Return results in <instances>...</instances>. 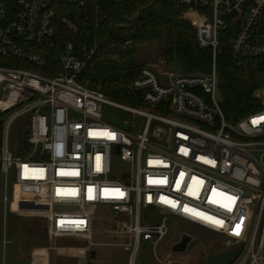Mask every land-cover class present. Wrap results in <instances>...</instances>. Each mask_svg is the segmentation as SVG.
Returning <instances> with one entry per match:
<instances>
[{"label":"built area","instance_id":"2783aa9c","mask_svg":"<svg viewBox=\"0 0 264 264\" xmlns=\"http://www.w3.org/2000/svg\"><path fill=\"white\" fill-rule=\"evenodd\" d=\"M65 1L85 8L82 25L58 18L60 0H0V172L33 187L48 248L58 250L60 238L83 240L87 250L103 244L94 241L96 211L109 206L127 264H141L145 242L161 263L156 247L169 233L168 216L229 237L230 248L246 233L232 264H264V86L254 93L259 108L230 121L216 66L224 39L237 65L264 56V0H173L197 45L211 50L212 70L175 75L143 67L127 88L142 101L134 106L83 81L98 54L125 50L133 39L104 33L110 16L96 0ZM135 17L117 27L130 34ZM59 24L88 39L60 41ZM104 105L142 117L143 127L105 121ZM18 118L13 150L8 134ZM117 161L128 170L117 173ZM150 206L165 212L160 221H145Z\"/></svg>","mask_w":264,"mask_h":264},{"label":"rangeland","instance_id":"374dc122","mask_svg":"<svg viewBox=\"0 0 264 264\" xmlns=\"http://www.w3.org/2000/svg\"><path fill=\"white\" fill-rule=\"evenodd\" d=\"M170 33L153 45H141L137 48L135 61L143 67H152L157 71L171 72L175 75H187L177 63H171L165 54L169 45ZM198 74V73H193ZM259 85L264 86V77L259 79ZM220 99L221 96L219 95ZM116 101H119L113 98ZM126 105H136L131 102L119 101ZM103 119L107 122L120 123L129 120L136 131L143 127L144 119L140 116L128 114L112 106L104 105ZM22 118L13 122L9 129L8 144L15 150L17 144V130ZM117 173L128 170L124 164L117 161ZM35 191L31 186H19L11 177L0 182V264H32V249L50 245L46 232L45 218L37 213ZM114 212L109 206H102L96 211L94 241L103 243L94 246L89 251L58 249L53 254L54 264H127L129 253L121 243L126 239L117 234ZM159 210L150 206L144 210L147 223L158 222L161 219ZM126 225L129 221L124 222ZM169 233L156 247L145 242L140 254L141 264H206V257L230 248L232 240L196 224L168 216ZM183 233L193 236L184 253H174L171 246L178 242ZM78 241V240H77ZM76 240L64 239L56 241L57 247H70L77 244ZM82 242V241H81ZM79 245V244H78ZM42 250L39 249V253ZM52 263V264H53Z\"/></svg>","mask_w":264,"mask_h":264},{"label":"trees","instance_id":"16d2710c","mask_svg":"<svg viewBox=\"0 0 264 264\" xmlns=\"http://www.w3.org/2000/svg\"><path fill=\"white\" fill-rule=\"evenodd\" d=\"M110 19L105 25V34L111 39L132 38L133 44L127 49H116L108 54H98L94 66L84 74L83 81L88 87L101 88L112 98L119 101L142 105L137 95L127 94L128 86L143 68L134 57L141 45H153L160 40L166 31L170 33L169 45L165 54L171 63H177L186 74H208L212 70L213 57L209 49L200 48L196 42L195 31L176 10L173 0H96ZM85 8L60 0L58 18L67 16L78 24H83ZM136 15L130 34L117 27L128 17ZM60 41L79 42L88 39L86 33H74L68 27L58 25ZM117 56V60L112 56ZM219 79L221 105L227 119L237 122L252 113L260 106L254 93L259 88V79L264 77V56L244 59L237 65L231 55L229 42L222 40L221 52L216 59ZM2 125L0 124V146ZM3 176L0 172V182Z\"/></svg>","mask_w":264,"mask_h":264},{"label":"water","instance_id":"95a60500","mask_svg":"<svg viewBox=\"0 0 264 264\" xmlns=\"http://www.w3.org/2000/svg\"><path fill=\"white\" fill-rule=\"evenodd\" d=\"M121 2H127L128 0H120ZM75 207L72 206H64V205H55V211H61L65 209H73ZM143 212V209H142ZM161 214H165V212H161ZM246 237V233L244 235L243 241H241L237 246L222 250L215 254H210L206 257V264H232L236 261V259L240 256L244 248V239ZM193 236L188 233H183L178 242L174 243L171 246V250L174 253H184L189 244L193 241ZM137 264L139 260H137Z\"/></svg>","mask_w":264,"mask_h":264},{"label":"crops","instance_id":"0c3cea01","mask_svg":"<svg viewBox=\"0 0 264 264\" xmlns=\"http://www.w3.org/2000/svg\"><path fill=\"white\" fill-rule=\"evenodd\" d=\"M48 236V235H47ZM62 238L58 239L61 240ZM64 239H71V240H78L77 244H73V245H69L70 247H66L65 245L63 247H58L59 249H68V250H87L84 249L80 246H82L84 243L81 242L80 239H76V238H64ZM83 241V240H82ZM79 244V245H78ZM49 246V245H48ZM48 246H43V247H34L32 249V264H52L53 263V257H54V252L53 250L49 249ZM39 249H41L42 251L39 253ZM89 251V250H87ZM54 264V263H53Z\"/></svg>","mask_w":264,"mask_h":264},{"label":"snow or ice","instance_id":"6c2138e0","mask_svg":"<svg viewBox=\"0 0 264 264\" xmlns=\"http://www.w3.org/2000/svg\"><path fill=\"white\" fill-rule=\"evenodd\" d=\"M261 119H264V118H261ZM256 123H258V121H253V124H256ZM186 211H187V209H186ZM215 223H220V222L215 221ZM236 234H237V235L239 234V226H237Z\"/></svg>","mask_w":264,"mask_h":264}]
</instances>
